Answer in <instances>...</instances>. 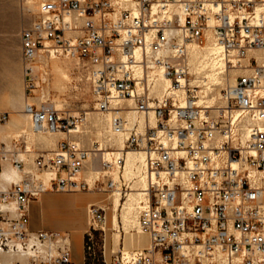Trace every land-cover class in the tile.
Returning <instances> with one entry per match:
<instances>
[{
  "label": "built area",
  "instance_id": "1",
  "mask_svg": "<svg viewBox=\"0 0 264 264\" xmlns=\"http://www.w3.org/2000/svg\"><path fill=\"white\" fill-rule=\"evenodd\" d=\"M210 36L226 76L215 105L201 100L206 70L191 63ZM21 49L32 129L67 135L52 150L29 145L26 128L0 137V172L5 164L20 172L0 182V254L76 264L69 230L32 228L33 203L47 192L91 190L125 201L136 179L124 176L127 153L142 151L137 212L150 247L122 245L109 263L96 231L106 237L110 206L93 204L84 264L101 256L106 264H264V0H40ZM56 57L78 63L122 147L82 145L74 134L87 112L36 97ZM94 161L100 172L90 182Z\"/></svg>",
  "mask_w": 264,
  "mask_h": 264
},
{
  "label": "rangeland",
  "instance_id": "2",
  "mask_svg": "<svg viewBox=\"0 0 264 264\" xmlns=\"http://www.w3.org/2000/svg\"><path fill=\"white\" fill-rule=\"evenodd\" d=\"M31 5V2L24 3L23 0H0V114L4 112L9 113L10 119L13 117V98H16L18 101L21 100V102L23 101L22 99L25 100L24 90H26V83L25 78H23L24 67L22 62L21 32L22 29L30 24L35 18V12L37 9L34 5H32L31 9ZM60 61H62L64 67L69 66L67 64L65 65V63H68L66 60ZM53 64L54 63L52 62L54 69ZM49 72L51 73L50 77L52 83L44 88V92L46 91L49 93L47 98L48 102L56 104L58 103L59 105L62 103L63 108H70L74 112L86 113L88 111L96 110V101L91 85L86 80L82 71H80L78 68H74V66L71 67L70 74L72 81L62 80V84H59V78L56 71L54 73V77L52 75L51 69H49ZM79 77H84V80L80 81ZM43 85L44 84L41 86ZM222 87L223 86H220V88ZM101 114L103 115L104 113ZM86 116L89 115L86 114ZM90 124L88 128L87 126H84V124L82 125L81 129L83 130V133L74 134V136L78 137V140L82 143V145L87 147H92V142H99L97 145L102 143L97 135L96 126H94L92 123ZM31 125L32 123L30 118L28 125L15 127L14 129L10 128L6 131V136H2V138H11L21 128L24 127H27L30 131H32ZM87 129L91 131H87ZM46 134L50 135V132ZM58 142L53 147V149L57 147ZM28 144L38 146L41 150H51L44 147L40 143L38 134H33L32 138L29 137ZM76 193L77 192L44 193L40 199L35 201L32 205L31 226L33 229L46 228L69 230L72 235L71 241L73 245V255L75 261L78 264H84L83 229L84 232L89 229L86 207L90 202H108L109 195L108 193H99L83 194L77 196L75 195ZM67 196L75 198H67ZM122 201H124V199ZM36 204L38 205V211L41 208L43 209L44 216H42V214L40 215V213L38 214L35 211ZM109 206L112 205L109 204ZM44 222H47L48 225L43 226L42 224ZM35 224L40 226H35ZM107 229L110 230L108 233ZM112 229V211L110 210L108 214L106 237L104 233L101 235L100 231H96V239L98 241L96 246L98 253H102L104 243L111 240V236L113 247L112 256L114 255L115 251H117L120 235L117 236V230ZM86 264L91 263L87 261ZM95 264H106V262L103 260V256H101V260H97Z\"/></svg>",
  "mask_w": 264,
  "mask_h": 264
},
{
  "label": "bare ground",
  "instance_id": "3",
  "mask_svg": "<svg viewBox=\"0 0 264 264\" xmlns=\"http://www.w3.org/2000/svg\"><path fill=\"white\" fill-rule=\"evenodd\" d=\"M40 0H30L32 5L38 8ZM31 5V9H32ZM220 52V46L215 43V40L210 36L208 42L204 46H194L193 53L191 57V63L196 70H206L205 78L200 84V90L198 91L201 100H206L211 105L217 104V99L220 95V86L225 82V74H224V61L218 56ZM206 59H208L206 61ZM66 60L68 63L65 65H69L64 67L62 61ZM52 62L54 63V69L58 74L59 84H62V80H71L70 68L74 66V68H79V65L76 61L67 58H52L48 60L50 65V69L52 75L54 77V69L52 66ZM39 67L41 66L38 64ZM242 69L234 68L232 72L234 75L232 76V81L236 78V73L240 72ZM51 75V73H50ZM52 77V78H53ZM24 78V77H23ZM79 80H84L83 77H79ZM72 81V80H71ZM168 81H160L158 84V90L160 91L161 88L167 83ZM52 83L51 77L50 80L46 85H43L40 89H36V97L40 101H48V92H44V88ZM64 84V83H63ZM25 100H17L13 98L14 103V110L12 111L13 117L8 120L7 122H0V137L6 136V131L8 129H14L15 127H20L23 125H28L30 120V115L25 111V106L27 103H32L34 101V97L28 95L24 90ZM55 104L58 108L63 109V104L60 105L57 103ZM96 110L88 111L86 121L84 122V126H89L92 123L97 128V135L102 142V146H109V145H118L120 147L123 146V137L114 135L111 131V113L103 112L95 108ZM101 113H104L103 115ZM130 118L134 119L135 116L132 115ZM151 121L154 123L155 119L152 116ZM90 122V123H89ZM32 123V122H31ZM91 125V124H90ZM32 127V125H31ZM29 131V137L32 138L33 134H38L40 143L49 149H53V147L57 144L59 139L65 138L66 133L63 131H56L50 132V135L46 133H37L32 128V131L29 128L24 127ZM89 129H87L88 131ZM96 130V129H95ZM91 131V130H89ZM80 132L83 133V130L80 129ZM96 132V131H95ZM77 134V133H76ZM90 135V134H89ZM97 137V138H98ZM60 139V140H61ZM94 142H92L93 146ZM145 153L142 151H129L127 153V167L124 172V176L126 178H136L133 184V190L129 193L125 201H122V198L118 193H110L108 191H79L77 193H88V194H99V193H108L109 201L102 202V203H89L86 207L87 211V218H88V208L90 205L93 204H111L112 206L109 207V211H112V228L117 230L116 235L119 236V244L117 245V249L124 245V248L131 249L134 247L138 248H149L151 245L150 236L145 233L142 228L140 227L139 220H138V212H137V205L139 201L144 196V187L146 186V178L143 176L140 161L143 160ZM99 163L94 161L92 163L89 170L85 173L86 178L93 182L94 178L98 176L100 172ZM113 173V172H112ZM116 177L118 176L117 173H113ZM49 175H46V180L48 179ZM20 178V172L17 171L13 166L10 164H5L3 171L0 172V182H10L15 181ZM122 205V207H121ZM121 207V208H120ZM121 209V210H120ZM89 224V220H88ZM122 224V225H121ZM107 228V226H106ZM112 229V230H113ZM110 231L107 229V233ZM82 232V231H81ZM86 232V231H85ZM84 232V235H85ZM111 233V232H110ZM119 233V234H118ZM113 234V232H112ZM118 238V237H117ZM72 243V241H71ZM73 249V245H72ZM105 253L108 262H111V257L113 253L112 247V236L111 240L107 241L105 244ZM20 260L22 264H28L26 258L20 255L14 254H0V264H16V261Z\"/></svg>",
  "mask_w": 264,
  "mask_h": 264
},
{
  "label": "crops",
  "instance_id": "4",
  "mask_svg": "<svg viewBox=\"0 0 264 264\" xmlns=\"http://www.w3.org/2000/svg\"><path fill=\"white\" fill-rule=\"evenodd\" d=\"M83 194H88V193H76L75 195H83ZM65 198V197H64ZM67 198H75V197H71V196H67ZM90 203H93V202H90ZM96 203H102V202H96ZM36 207H35V211L39 214L40 213V215L42 214V216H44V212H43V209L41 208L39 211H38V205L36 204L35 205ZM42 212V213H41ZM43 226H45V225H48V223L47 222H44L43 224H42ZM35 226H40V225H38V224H35ZM74 230H77V229H74ZM83 233H84V229H83ZM76 264H78L77 262H76Z\"/></svg>",
  "mask_w": 264,
  "mask_h": 264
}]
</instances>
